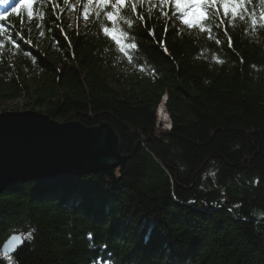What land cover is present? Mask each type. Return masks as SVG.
I'll return each mask as SVG.
<instances>
[{"label": "trees", "instance_id": "16d2710c", "mask_svg": "<svg viewBox=\"0 0 264 264\" xmlns=\"http://www.w3.org/2000/svg\"><path fill=\"white\" fill-rule=\"evenodd\" d=\"M16 1L0 9L1 111L107 123L127 160L114 180L7 187L0 264H264V0L244 21L217 3L205 32L174 0H126L131 62L103 33L111 7L85 21L87 0H35L32 17ZM13 235L22 245L2 255Z\"/></svg>", "mask_w": 264, "mask_h": 264}, {"label": "water", "instance_id": "95a60500", "mask_svg": "<svg viewBox=\"0 0 264 264\" xmlns=\"http://www.w3.org/2000/svg\"><path fill=\"white\" fill-rule=\"evenodd\" d=\"M126 160L107 123L90 128L34 111L0 113V195L18 182L63 183L91 174L114 180ZM22 243L11 236L1 254L15 253Z\"/></svg>", "mask_w": 264, "mask_h": 264}, {"label": "snow or ice", "instance_id": "6c2138e0", "mask_svg": "<svg viewBox=\"0 0 264 264\" xmlns=\"http://www.w3.org/2000/svg\"><path fill=\"white\" fill-rule=\"evenodd\" d=\"M3 2L8 3V0H3ZM67 2L68 0H65V3ZM161 2H163V0H161ZM174 2L175 9L182 14L184 25L190 29L197 27L201 32H205L210 31V29H206L203 26V21L209 19V17L213 20L215 19L216 13L209 12L208 10L215 8L217 3L223 8L225 15L231 13L233 19H236L237 16H239V19L244 21L245 16L242 14L241 10L247 11L245 5L248 3V0H174ZM33 3H35V0H22L20 5L21 8L28 9L29 17L33 16ZM137 3L142 5L144 0H132L129 9L131 12L136 11ZM109 7H111L112 11H107L104 14L106 19L112 23L113 27H103V33L105 36H109L111 37V40L115 41L116 45L119 46V51L127 56L129 62H131L133 57L129 54L128 49H137V44L130 42L125 45L122 41L127 38V33L118 30L116 27L118 20L121 18V10L126 7V0H87L83 19L85 21L89 19V8H94L96 16L99 17L100 13ZM13 11L15 12L16 9H13ZM140 19H143V17L141 16ZM260 19L264 20V11L260 13ZM124 23L127 24L129 28L132 27L131 20L125 19ZM251 24L255 29L257 21L253 19ZM0 31H3V29H0ZM118 32L119 34H117ZM216 42L220 43L219 40ZM229 46H231V40H229ZM165 51H167V49H165ZM220 62L222 63L223 61ZM167 127H171V125H167ZM13 239H16V237Z\"/></svg>", "mask_w": 264, "mask_h": 264}, {"label": "rangeland", "instance_id": "374dc122", "mask_svg": "<svg viewBox=\"0 0 264 264\" xmlns=\"http://www.w3.org/2000/svg\"><path fill=\"white\" fill-rule=\"evenodd\" d=\"M20 106H21V104L20 103H18V104H11V105H9L8 107H7V112H9V111H11V110H14V109H18V108H20ZM0 113H3L2 111H1V109H0ZM158 124H159V128L157 129V135L159 134V132H161L162 131V128H163V126H164V124H170L169 123V121H166V122H159L158 121ZM118 172V171H117Z\"/></svg>", "mask_w": 264, "mask_h": 264}, {"label": "bare ground", "instance_id": "6f19581e", "mask_svg": "<svg viewBox=\"0 0 264 264\" xmlns=\"http://www.w3.org/2000/svg\"><path fill=\"white\" fill-rule=\"evenodd\" d=\"M8 1H10V0H8ZM2 3H4V2H2ZM0 7H1V4H0ZM165 98H166V97H165ZM165 98H164V100H163V103H164V101H165ZM166 115H167V112H166L165 108L163 107V105H161V106H160V110H159V118H160V120H161V121L166 120V119H167V118H166Z\"/></svg>", "mask_w": 264, "mask_h": 264}]
</instances>
